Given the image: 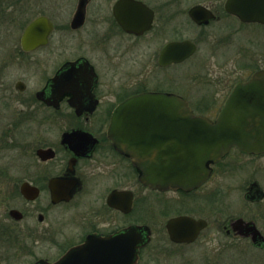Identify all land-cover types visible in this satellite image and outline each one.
<instances>
[{
	"label": "flooded vegetation",
	"instance_id": "obj_1",
	"mask_svg": "<svg viewBox=\"0 0 264 264\" xmlns=\"http://www.w3.org/2000/svg\"><path fill=\"white\" fill-rule=\"evenodd\" d=\"M37 20L33 35L41 38L23 41ZM0 28L21 31L9 48L0 44V110L4 100L24 108L0 132V159L8 149L20 160L13 172L0 163V188L16 197L0 215V264H161L165 255L168 263L191 264L196 245L222 235L219 250L243 241L264 253V191L256 181L244 188L247 213H209L220 200L219 180L264 153L232 147L207 165L197 187L160 189L141 181L109 134L113 111L142 93L176 95L195 115L219 111L236 84L264 71V0H0ZM218 55L223 73L240 61L244 79L203 91V99L192 96L190 81L182 90L174 80L155 89L142 80ZM6 70L18 74L9 80ZM153 146L140 143L138 153L151 160L160 153ZM252 227L259 244L246 233ZM88 240L85 252L72 253Z\"/></svg>",
	"mask_w": 264,
	"mask_h": 264
},
{
	"label": "water",
	"instance_id": "obj_2",
	"mask_svg": "<svg viewBox=\"0 0 264 264\" xmlns=\"http://www.w3.org/2000/svg\"><path fill=\"white\" fill-rule=\"evenodd\" d=\"M40 21L24 31L23 41L41 38L33 35ZM109 134L116 148L132 159L144 184L160 189L195 188L207 178V165L220 160L230 148L264 153V71L233 87L214 122L195 115L176 95L142 93L113 111ZM149 141L160 150L152 162L138 153L140 143ZM163 149L167 151L165 156ZM246 233L251 234L254 243H261L262 237L253 227ZM88 245L89 240L72 253L81 254Z\"/></svg>",
	"mask_w": 264,
	"mask_h": 264
},
{
	"label": "rangeland",
	"instance_id": "obj_3",
	"mask_svg": "<svg viewBox=\"0 0 264 264\" xmlns=\"http://www.w3.org/2000/svg\"><path fill=\"white\" fill-rule=\"evenodd\" d=\"M19 31L20 30L17 29L0 28V44L4 43L3 46L9 48L11 41H14ZM3 53H5V49L0 50V59L2 58ZM220 59V55L210 61H199L195 59L194 61L188 62L176 68L172 73H170V75L168 74L169 77L168 75H160L157 77L146 76L142 80L143 82H145V86L149 89H155L159 87L167 88L169 80H174L175 86H173L175 88H184L185 83L190 81L191 85L195 87L194 90H196V92H194L196 94L192 96L200 97L201 99H203L207 96V94L204 95L203 91L220 92L222 88H226L228 85L231 86L238 80L244 79L245 73L243 67L239 63L240 61L233 63L234 68L232 66V62L226 63L228 66L224 68V71L228 72L223 73L222 70H220L221 68L218 64L220 62ZM5 74L7 75L8 79L11 80L13 76L18 74V71L6 70ZM36 80L37 79L30 80L29 85H35L37 83ZM132 80H134V78ZM200 83L202 85H199ZM0 96H2V94H0ZM6 96L11 95L9 94ZM10 98L13 99L12 97ZM11 103L12 104H10L8 100H4V105L2 104L3 109L0 110V132L6 128L11 127V119L21 117L20 110H23L24 108H22L15 102L11 101ZM217 111L218 110L215 111L214 109H197L196 113L205 114V116L207 117H212L216 115ZM15 121L16 119L13 120V122ZM16 153L17 152L15 150L8 151V149L5 151V153H1V155H6L4 156V158L0 159V163L3 166L7 167V172H11V170L13 172L14 165H17V163L20 164L19 158L15 156ZM20 172L21 170H16L14 172L15 176H21ZM219 181H221V186L219 187V192H221V195L220 197H218L220 198V200H218L217 205H212L210 207L209 213L214 211L215 214L218 213L219 215H221L223 219L227 216L231 217L236 216L238 214L247 213L246 203L243 201L244 188L249 182L256 181L260 189L264 191V157H258L254 159H242L237 170L225 175ZM9 188H0V196L7 197V201L5 200L6 202H4L3 204L4 206H0L1 216L4 215L5 207H11L16 201V197L13 196V190ZM219 241L223 242V245H225V243L227 242L224 236L222 235L217 241L207 240L206 244L202 243L203 245H201L200 247V243L196 245L198 247H195L191 254L188 253L189 257L191 258V261L196 263L194 261V257L197 256L199 258L200 256L201 264H214L215 262L213 261V259H215L216 257L218 259L217 264H264V253L256 251L254 249H248L245 242L239 241L237 244L238 249L235 250H233L232 247H229L230 245H227L225 246L226 248L224 247L222 250H219L217 248V243ZM203 251L204 258L206 259L205 261H202L201 253H203ZM163 258L165 260H161V264H185L182 263V260H176L175 263H168L167 255L163 256ZM193 262H191V264H193Z\"/></svg>",
	"mask_w": 264,
	"mask_h": 264
}]
</instances>
